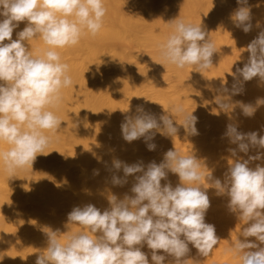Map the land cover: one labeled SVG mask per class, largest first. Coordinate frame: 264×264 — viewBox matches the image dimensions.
Instances as JSON below:
<instances>
[{"label": "clouds", "instance_id": "obj_1", "mask_svg": "<svg viewBox=\"0 0 264 264\" xmlns=\"http://www.w3.org/2000/svg\"><path fill=\"white\" fill-rule=\"evenodd\" d=\"M237 4L230 18L247 34L253 28L252 7L248 0H237ZM106 14L104 0H0V145H8L0 148V166L9 177L19 169L32 168L37 155L44 154L52 142L47 133L54 134L60 128L62 120L55 110L63 103V89L72 87L73 80L57 49L78 45L85 34L96 36ZM21 22L26 24L13 39ZM171 22L173 31L159 45L163 60L180 69L192 66L199 73L210 69L216 48L202 25L182 19ZM37 39L46 45L42 54L34 53L25 43L30 45ZM245 50L249 53L247 62L231 72V88L227 82L221 83L214 102L225 113L238 106L250 118L264 105V99L258 98L255 105L243 101L234 104L231 97L242 94L244 83L253 78L264 84V30ZM167 112L171 115L157 117L137 106L132 113L129 105L122 113V138L128 143L143 138L147 149L154 151L152 141L157 133L177 136L174 120L179 115H183L179 124L186 134H199L194 111L186 113L183 106L174 105ZM238 127L236 122L229 123L223 134L236 146L227 150L232 162H228L223 180L213 177L206 158H198L193 148L188 155L170 149L160 163L152 161L146 166L113 159L112 169L122 170L123 177L113 174L111 183L123 186L133 176L132 195L121 199L109 192V207L103 211L91 203L73 207L67 214L65 242L60 241L59 229L46 227L47 247L37 256L36 264H165L168 257L172 258L170 264H187L190 245L207 258L219 243L215 225L206 222L211 207L208 188L228 198V210L242 225L226 251L238 257L240 264H264V165L251 166L264 161V135L241 132ZM252 150H256L254 155ZM202 169L210 174L205 176ZM169 173L179 178L175 186L168 179ZM202 179L210 187L204 188ZM70 225L81 230L73 232ZM145 246L148 252L142 250Z\"/></svg>", "mask_w": 264, "mask_h": 264}, {"label": "bare ground", "instance_id": "obj_2", "mask_svg": "<svg viewBox=\"0 0 264 264\" xmlns=\"http://www.w3.org/2000/svg\"><path fill=\"white\" fill-rule=\"evenodd\" d=\"M168 1L167 9L159 11L146 0L136 2L131 0H104L107 8L104 19L108 20L107 25L103 26L96 36L85 34L78 45L66 48L72 53L80 52L82 57L79 60L68 62L62 60L69 65V75L72 77L73 86L63 89V103L55 110V114L62 120L58 132L47 133L53 137L52 142L45 149L44 154L37 155L32 168L29 166L19 169L14 177H9L4 170L0 173V212L2 215L0 216V264H36L37 256L47 247V236L44 232V230H48L46 227L52 230L59 229L61 232L60 241L61 243L65 242L64 237L68 234L66 232L69 229L61 226L58 218H44L43 206H49L52 210L67 207L70 212L73 207H82L91 203L103 211L109 207L106 198L109 192L116 194L121 199L125 194L132 195L130 189L134 183L133 176H129L128 182L123 186H114L111 183L113 174L123 177L122 170L115 172L112 169L113 159H119L130 165L143 162L146 166L152 161L160 163L164 153L170 149L174 150L175 148L181 154L188 155L193 148L199 158H206L207 166L213 177L223 179L224 173L229 167L228 162H232L230 153L223 148L226 146L228 150L230 147H236L223 136L226 125L236 122L239 126L238 130L241 132L258 131L264 135V127H262L264 126V105L259 106L254 116L250 118L245 117L238 106L231 113H225L219 109L211 112V109H209L210 111L207 109V111L193 107L202 106L208 100L207 95L205 98L203 94H198L199 90L196 89L206 87L207 90L209 88V90L214 89L217 92L222 82H227V86L231 88L234 82L233 76L230 75L231 72H235L237 67L242 68L249 55L243 56L244 53H241L240 48L238 50L243 55L240 54V57L234 55L235 59H232L229 52L239 48L241 46L239 44L247 41L249 36L253 35V39L256 38L261 28L264 30V26L255 25L256 27L253 26L247 34L242 30L235 29L234 23L230 22V15L234 11L232 8L233 0ZM251 7L253 20L264 18V0H258L257 5ZM174 19H182L186 23L202 25L216 48L212 57L213 66L210 69L199 73L192 66H186L188 70L186 67L177 68L163 60L160 49H158L153 54L144 55L140 58V62L145 64L146 69L138 71L135 78L129 79L123 69L118 67L121 56L116 53H106L97 43L100 40L117 38L132 40L137 45L144 47H159L173 31L174 22L171 21ZM25 24L26 22H21L19 28L13 33V39H16V32L22 30ZM139 33L142 35L139 36ZM25 43L29 48L31 47L34 53L42 54L43 49L46 48V45L38 39L31 41L30 45ZM57 51L60 53V49ZM104 64L115 67L114 78H106L102 75L101 67ZM162 68H166L173 78L172 94L175 95L171 94L173 97L160 90L152 81ZM200 84L201 86H199ZM144 85L149 89L151 95L150 103L145 108L147 111H158L161 114L171 115L167 110L172 106L182 105L184 108L188 105L193 107V109L190 108V111H194L193 114L197 118L203 117V113L206 114L202 124L198 122L199 134L195 136L186 134L184 127L179 124L183 123V115H179L176 116L177 121L174 120V124L179 129L177 136L165 137L158 133L165 143V148H162L163 151L161 150L159 156L144 155L146 143L143 138L131 143L126 142L122 138L120 127L124 120L122 113L128 109L129 105L131 112L135 113L137 106H140L138 103L141 94L140 87ZM253 91H256L255 94L260 93V95L264 92V84L259 81V78H253L244 83L243 92L245 94L249 93L253 96ZM214 94L216 95V93ZM249 100L254 101L255 97L254 99L249 97ZM232 102L235 104L234 99ZM248 103L255 105L256 101H249ZM184 110L186 113L188 112L186 109ZM190 111L189 113H191ZM203 126L212 129L207 132L208 130ZM215 127L223 130L212 132L217 130ZM179 136L180 140L182 138V143L178 141ZM208 137L210 140L217 137L218 141H223L225 145L223 142L221 143L224 145L222 151L225 152L220 151L222 145L220 142H216L217 140L215 144L219 143V146L217 145L219 148L216 146L218 149H215L214 142H211L212 145L209 139L208 143L211 144V147L207 146L204 141ZM0 148L6 149L7 145H0ZM94 150H101L102 153L95 157ZM253 151L256 152V150ZM227 152L229 155H226ZM100 160L102 162H98ZM256 162L254 163L257 164ZM258 163L264 165V161ZM71 166H73L71 170H66ZM0 167L3 169L2 166ZM94 170H98L99 174H95ZM210 170L202 169L205 176L210 174ZM106 172L110 173L111 179L103 193L97 192L94 189L97 180ZM168 179L173 186L179 183L176 174L169 173ZM201 181H205L204 184L201 182L204 188L210 187L209 184H205L207 183L206 179ZM163 183L165 182L162 181ZM205 190L209 198H216L219 203L216 204L218 208L214 207L216 209L214 211L215 219L212 220L228 230L229 236L230 233L231 235L239 233L242 225L237 216L230 215L231 212L227 208L228 198L217 196L215 189L208 188ZM25 201L29 204L25 205ZM31 218L40 219L36 230L27 231L14 228V223ZM215 222L214 224H216ZM70 229L73 232L81 230L78 225H71ZM220 229L218 233L221 232L219 234L222 235L225 230L221 229V231ZM226 232L222 236H225L226 239L225 237L220 239L221 236L218 235L221 243L222 241L224 243L215 247L207 258L200 256L197 250L190 245L189 254L192 257L190 258L188 255L190 259H186H189V262L207 259L204 262H211V264H240L237 260L238 257L234 258L231 253L226 251L232 246L228 245V247L227 244H231V240L234 239L231 236L227 238L229 236H226L228 235ZM227 239L231 242H227ZM146 248L142 250L148 252L149 250ZM171 260L172 258L168 257L165 264H170ZM189 262L187 261L188 264H192Z\"/></svg>", "mask_w": 264, "mask_h": 264}, {"label": "rangeland", "instance_id": "obj_3", "mask_svg": "<svg viewBox=\"0 0 264 264\" xmlns=\"http://www.w3.org/2000/svg\"><path fill=\"white\" fill-rule=\"evenodd\" d=\"M131 1H133V2H136V1H138V0H131ZM147 1V3L148 2H150V4H152L153 6H155L156 7V9H158L159 11H164V10H166L167 9V7L169 6V4H168V0H146ZM257 3H258V0H248V4L249 5H251V6H255V5H257ZM168 5V6H167ZM239 7V5L237 4V0H233V2H232V8H233V10H235V9H237ZM235 8V9H234ZM253 22H252V24H253V26H255V25H260V26H264V18H261V19H256V20H252ZM230 22H233L232 20L230 21ZM107 23H108V20L107 19H104V22H103V26H105V25H107ZM20 25H21V23H20ZM234 26V28L235 29H237V30H242V29H240V28H237V27H235V25H233ZM256 27V26H255ZM261 28V27H260ZM261 30H262V28H261ZM139 36H141L142 34L141 33H139L138 34ZM167 36V35H166ZM251 39L253 40V35H251V36H249L248 37V39H247V41L249 40V43L251 42ZM246 40L244 41V42H242L241 44H239V45H241L239 48H237V49H235V51L234 50H231V53L229 52V56L232 58V59H235V56L236 57H238V55H239V57H240V54L241 53H244V55L243 54H241V56L243 55V56H246V55H249L248 54V52L245 50L246 49V47H247V45L249 44V43H247L246 44V42H247ZM98 43V45L103 49V50H105L106 51V53H108V54H110V53H116V54H118L119 56H121V60H120V62L118 63V67H120L121 69H123V71H124V73L126 74V76L129 78V79H133V78H135V76H136V73L138 72V71H141V70H145L146 68H145V64H143V63H141L140 62V58L142 57V56H144V55H150L151 53L153 54L155 51H157L158 49H159V47H144V46H141V45H137L134 41H132V40H128V39H117V38H111V39H104V40H100V41H98L97 42ZM241 48V53H240V50H238V49H240ZM247 53V54H246ZM60 55H61V59L63 60V61H65V62H68V61H73V60H79L81 57H82V54L79 52V53H72V52H70L68 49H66V48H64V49H60ZM235 55V56H234ZM234 56V57H233ZM189 67V66H188ZM188 67H186V69L188 70ZM192 69V68H191ZM193 71V70H192ZM101 72H102V75L104 76V77H106V78H114V76H115V74H116V70H115V67H112V66H110V65H108V64H104V65H102V67H101ZM170 74H169V72H168V70L166 69V68H162V70L158 73V74H156V76L155 77H153L154 79H152V81L157 85V87L160 89V90H162L164 93H166V94H168V95H171L172 94V92H173V78L170 76ZM258 78V77H257ZM207 84V83H206ZM205 84V85H206ZM205 85H203V86H205ZM199 86H201V84L199 85ZM198 86V87H199ZM207 86V85H206ZM197 87V88H198ZM206 87H204V89H202L201 87L200 88H198V89H196V90H199V93L198 94H203V96L206 98V95H207V97H208V100H206L205 101V104L204 105H202V106H193V107H198V109L199 108H201L202 110H209V109H211V112L212 111H216V109H218L217 107H216V104L214 103V97L218 94L214 89H210L209 90V88H208V90L207 89H205ZM201 89V90H200ZM205 90H206V93H205ZM140 91H141V94H140V97L138 98V103L140 104V106H143L144 108H146L148 105H149V103H150V100H151V95H150V91H149V89L146 87V85H144V86H141L140 87ZM208 91V92H207ZM215 91V92H214ZM198 92V91H197ZM203 92V93H202ZM254 92V93H253ZM252 93L254 94H252L253 96H251L249 93H242V94H240V95H235V96H232V100L234 99L235 100V102L236 101H243L244 103H246L247 101H248V99H249V97H251L252 99H254V97H255V100L254 101H256L259 97L260 98H262V97H264V95H262V93H264V92H262L261 93V95H260V93H256L255 94V92L256 91H253ZM205 93V94H204ZM208 93V94H207ZM210 93V94H209ZM214 93H216V95L214 94ZM172 95H174V94H172ZM171 95V97H173ZM249 95V96H248ZM260 95V96H259ZM175 96V95H174ZM248 98H247V97ZM262 96V97H261ZM203 97V98H204ZM243 97H244V99H243ZM204 98V99H205ZM246 98V99H245ZM257 98V99H256ZM212 99V100H211ZM262 99H264V98H262ZM149 100V101H148ZM245 100H246V102H245ZM250 102H254L253 100L251 101V100H249ZM248 101V102H249ZM247 102V103H248ZM206 103H207V105H206ZM208 104H209V107H208ZM182 106V105H181ZM185 106V105H184ZM188 106V105H187ZM185 106L184 107V109H186L188 112L187 113H189V111H190V108L192 107V106ZM193 107H192V109H193ZM211 107V108H210ZM207 110V111H208ZM210 111V110H209ZM218 111V110H217ZM220 111V110H219ZM151 113H154L157 117H159L160 115H161V113H159L158 111H150ZM186 112V111H185ZM190 112H192V111H190ZM205 113H206V111H205ZM207 114H208V112H207ZM206 114H204L203 113V117H201V116H199L198 117V122H200L201 124H202V121H204L205 120V116ZM258 118V117H257ZM258 120V119H257ZM198 122H197V124H196V128L197 127H199L198 126ZM201 124H199L200 126H201ZM209 126V125H208ZM208 126H206V130H208L207 132H209L212 128H209ZM211 127V126H210ZM262 127H264V126H262ZM208 128V129H207ZM216 129H217V127H215ZM210 129V130H209ZM221 130H223V129H221V128H218L217 130H213L212 132H221ZM210 137V136H209ZM207 138L204 142L206 143V145L207 146H209V147H211V142H214V145H215V149H218L219 147V143L218 144H215V141L216 142H220V144L223 142V141H221V140H219L218 141V139H217V137H216V139H214V138H211V140H210V138ZM211 137H213L212 135H211ZM179 138V143H182L181 142V140H182V138H181V140H180V136L178 137ZM52 139H53V137H52ZM208 139L210 140V143L211 144H209L208 143ZM213 139V140H212ZM162 137L161 136H159V134L157 133L156 134V136H155V138H154V141H152V142H154L155 144H156V149L154 150V151H149L148 149H147V147H146V149L144 150V155H147V156H150V155H152V156H154V155H156V156H159L160 155V153L163 151L162 150V148L164 149L165 148V143H164V141L162 140ZM160 141H161V143H160ZM224 143V142H223ZM51 144V143H50ZM205 145V144H204ZM213 145V144H212ZM218 145V146H217ZM222 145V144H221ZM221 145H220V147H221ZM224 145H225V143H224ZM224 145H222V147L220 148L221 150L220 151H222V148L224 147ZM218 148H217V147ZM7 147H8V145H7ZM213 148H214V146H213ZM226 148H228V147H224L223 148V150H226L227 151V149ZM162 150V151H161ZM253 151V150H252ZM225 151H222V153H224ZM102 153V151L101 150H94V156L96 157V156H98L99 154H101ZM228 153V152H227ZM226 153V155H229V153L227 154ZM159 154V155H158ZM198 154V153H197ZM251 154H252V152H251ZM255 154V152L253 151V155ZM242 155V154H241ZM243 156V155H242ZM198 157V156H197ZM199 158V157H198ZM256 162V161H255ZM259 162V161H258ZM258 162H256V163H258ZM224 165V164H223ZM251 166H255V163L253 162L252 163V165ZM27 168V167H26ZM73 168V166H71V167H69V168H66V170H71ZM225 169H227V168H225ZM3 171V169L0 167V173ZM227 171V170H226ZM205 174V173H204ZM26 176V175H25ZM110 179H111V177H110V173L108 172H106V173H104L103 175H101L99 178H98V180H97V184H96V186H95V190L97 191V192H100V193H103L104 191H105V189H106V186H107V184L109 183V181H110ZM223 180V179H222ZM202 181H200V184H204V182L205 181H203L202 183H201ZM206 182H207V180H206ZM205 184H208V182L207 183H205ZM210 201H211V207L208 209V211H207V214H206V222H208V223H211V224H213V225H215V229H216V235L218 236V235H220L221 234V232H219L218 233V231H219V228H221V229H224V228H222L221 227V225L219 224L218 225V223H216L215 222V220L213 221L212 219H215V210L216 209H214V207H216V204L218 203V201H217V199L216 198H210ZM25 205H28L29 204V202H27V201H25V203H24ZM219 204V203H218ZM219 206V205H218ZM216 208H218V207H216ZM214 209V210H213ZM230 212V211H229ZM69 213V209L67 208V207H62V208H59V209H57V210H52L49 206H43V217L44 218H58L59 220H60V224H61V226H64V227H66L65 225H66V223H67V214ZM213 214V215H212ZM227 214H229V213H227ZM236 216V214H234V213H230V215L231 216ZM230 215H227V216H230ZM0 216H2L1 215V212H0ZM230 216V217H231ZM39 222H40V219L39 218H31V219H28V220H26V221H20V222H16V223H14V228L15 229H24V230H27V231H34V230H36V228L38 227V225H39ZM214 222L217 224H214ZM71 226V225H70ZM219 227V228H218ZM220 229V230H221ZM225 230V229H224ZM224 230H223V232H224ZM222 231V230H221ZM227 231V232H226ZM225 232H226V234L228 233V235H226V236H229V232H228V230H225ZM224 232V233H225ZM222 234V235H220L221 237H220V239H222V238H224V237H222L223 235H225V234ZM237 234L238 233H233L232 235H231V233H230V236L231 237H234V239L233 238H231V239H233V240H231L232 242H234L235 241V239H236V237H237ZM234 235V236H233ZM230 236L229 237H227V238H230ZM225 239H226V237H225ZM248 239H250V240H254L255 238H248ZM220 241V240H219ZM228 241H230V240H228L227 239V242ZM230 241V242H231ZM227 242H225L226 244H227ZM221 243V241L218 243V245ZM224 242L222 241V243H221V245L223 244ZM217 245V246H218ZM225 245V244H224ZM231 246L232 245V243L231 244H227V246ZM216 246V247H217ZM228 246V247H229ZM146 247H144V249H145ZM146 250H148L147 248H146ZM191 254H189V257L191 258L192 256H190ZM188 256L186 257V258H189ZM185 258V259H186ZM189 258V259H190ZM237 258V257H236ZM189 259H188V262H189ZM193 259V258H192ZM194 260V259H193ZM202 260H204V261H207V259H202ZM237 260H239V258H237ZM236 260V261H237ZM195 261V260H194ZM204 261H201V259L200 260H198V261H195V264H198V262H199V264L201 263H203V264H211V262H204ZM234 261H235V259H234ZM197 262V263H196ZM189 263H192L193 264V262H192V260H191V262H189ZM188 264V263H187ZM213 264V263H212Z\"/></svg>", "mask_w": 264, "mask_h": 264}]
</instances>
